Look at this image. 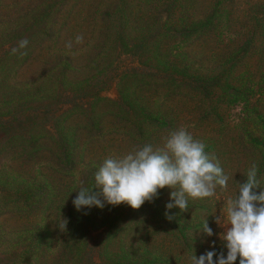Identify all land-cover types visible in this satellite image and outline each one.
<instances>
[{
  "label": "trees",
  "instance_id": "obj_1",
  "mask_svg": "<svg viewBox=\"0 0 264 264\" xmlns=\"http://www.w3.org/2000/svg\"><path fill=\"white\" fill-rule=\"evenodd\" d=\"M102 1L104 0H93L90 4L93 7L92 13L83 17L86 0H49V2L43 0L40 4H36L34 0H27L24 4L15 0L9 5L6 0H0V29L4 30L0 34V128L4 127L8 133L4 140H0V153H7L6 157L9 160V164L3 165V169L7 171V178L2 179L3 177L0 176V216L17 215L23 220L22 224L15 228H8L0 221V242L2 244L12 242L11 249L5 251L3 247L0 249L1 254L8 258L6 264H42L39 261L40 256H44L45 251L51 248L54 254L59 252L61 255L60 263L57 264L63 262V264H107L106 260H109L110 264H164L163 254L158 251L151 252L147 244L137 241L135 237L138 234L145 232V236H148L151 227L153 229L159 226L165 228L163 231L176 240L182 239L183 242L190 240L189 230L194 225V221L190 217L186 218L185 211L181 212L179 208L174 207L173 211L168 213L174 217L171 221L166 219V216L161 218L147 211L153 219L149 217L147 220L144 217L141 220L146 224L141 227L131 224L124 231L123 236L120 235V230L113 232L109 227H102L97 229L101 231L94 235V238L90 237L89 240L82 241V237H85L86 232L92 228L89 223L93 222V214L99 212L101 208L83 207L78 211L72 203L81 187L94 186L96 171L92 178H86L81 184L76 182L75 170L79 161H82L86 144L82 148L80 141L78 143V131L82 129L76 130L69 123L63 126V134L68 144L65 145L61 153L62 160L60 159L58 163L63 162L65 168L69 169L72 175L71 181L65 178L66 183L58 176L52 178L47 174L39 177L37 174L32 175L31 170H26V176L12 169L11 164L15 158L11 154V143L21 145L25 153L21 157L23 161H34L35 164L37 154L43 150V144L39 140L43 137V133L48 131L46 126L53 129L61 117L63 121L69 119L70 115L59 113L61 107L69 101L72 106H77L80 104L79 98L88 94L87 89L76 84L73 85L75 89L72 87L70 98L64 94L66 87H61L64 90H55L50 85L51 83L66 85L71 82L69 72L73 68L74 55L66 47V43L70 36L81 35V27L87 31H95L98 45L105 48L107 46L104 39L110 37L109 30L117 27L118 40L124 46L130 45V48H126L123 52H132V46L139 47L140 55L146 57L150 68L157 71L159 69L174 71L182 78L190 77L191 79L186 80L193 84V88L191 86L184 90L180 88L178 94L183 97L192 95L199 98V103L208 105L206 113L214 115L216 119L220 118V111L223 109L220 107L224 106L226 109L234 104H241L243 124L238 131V149L244 157V167L238 182H244L248 169L254 163L258 169V179L264 187V74H261L263 77L260 80L254 81L253 75L248 70L236 73L233 69L234 65L231 64L230 68H221L219 70L221 73L216 76L200 74L194 77L189 75L186 65L172 61V58L177 59V53L182 50L184 41L191 38L194 32L201 31V34L206 35L211 29L215 30L218 27V22L214 21L216 17L205 23L194 20V12L190 10L196 0H169L164 4L163 10L158 9L157 13H150L149 18L142 20L137 28L141 34L130 38L131 0H107L104 9L101 8ZM262 9L264 10V4ZM162 12H165L166 16L161 14ZM77 17H80V22ZM22 38H27L29 41L27 47L22 49L27 55L11 54V48ZM135 38L139 40L134 41ZM51 50L54 52L53 56ZM42 51L50 53L52 57L43 66L39 77L26 83L22 93L14 91L11 97L4 93L2 78L9 81L15 66L21 67L28 59L29 64ZM45 78L50 84L45 82ZM170 85H175V81L173 80ZM173 91H169L166 97L176 96ZM135 97L140 95L133 91V99ZM254 97L255 101L252 102ZM156 104L157 109L151 112L147 111L144 104L134 106L135 113L132 116L142 127L133 126L132 132L139 133L140 141H151L159 132L168 131L174 123L173 109L169 108L165 99L160 100L158 96ZM128 107L130 108L126 110L127 113L133 109V106L128 105ZM12 109L13 112L22 114L16 127L6 122ZM36 128L39 135L34 136L31 132ZM30 141H35L33 147H30ZM205 146V152L210 154L213 145ZM89 169L98 170L95 164ZM57 172L60 173L61 169ZM92 191L99 190L93 188ZM259 191L260 188H257L256 192ZM144 204L146 205V201ZM123 209L124 207L119 208L120 211ZM58 215L67 220L66 231L62 232L57 227ZM156 217L159 222H156ZM148 221H150L149 225H147ZM115 240H120L121 251L117 254L111 252L110 248Z\"/></svg>",
  "mask_w": 264,
  "mask_h": 264
},
{
  "label": "rangeland",
  "instance_id": "obj_2",
  "mask_svg": "<svg viewBox=\"0 0 264 264\" xmlns=\"http://www.w3.org/2000/svg\"><path fill=\"white\" fill-rule=\"evenodd\" d=\"M13 1L15 0H6L8 5L13 4ZM17 1H20L21 4L27 2V0ZM42 1L34 0L36 4H40ZM44 1L49 2V0ZM106 1H102V9L106 7ZM168 1L131 0L132 31L130 38L133 35L141 34L137 28L141 25L142 20L149 18L150 13H157L158 9L163 10L164 4ZM92 2L93 0H86L83 17L92 13L93 7L90 5ZM263 4L264 0H196L190 10V12H194L193 19L205 23L216 17L214 21L218 22V27L215 30L211 29L206 35L201 34V31L194 32L191 38L184 41L182 50L177 53V59L172 58V61L186 65L189 75L194 77L200 74L216 76L221 73L219 71L221 68H230L233 64L236 73L248 70L253 75L254 81L260 80L263 77L261 74H264ZM220 12L222 13L218 16ZM161 14L166 16L165 12ZM77 19L79 22L81 21L80 17ZM80 31L83 36L82 42H76V34L70 36L67 42H71V47L68 49L74 55L73 68L69 72L71 82L66 85L50 84L46 78L45 82L55 90H64L61 87H66L64 94L70 98L72 97V87L75 89L76 84L87 89L88 94L86 97L82 95V98H79L80 104L77 106H72L69 101L61 107L59 113L70 115L69 119L63 121L61 117L53 129L46 126L48 131H45L39 140L43 144V150L37 154L35 164L34 161H23L21 157L25 153L21 145L11 143V154L15 158V161L10 163L12 169L24 175H26V170H31L32 175L37 174L39 177L47 174L52 178L58 176L61 180H65V178L70 180L72 175L68 171L69 169L65 168L63 162L58 163L65 145L68 144L63 134L65 123L71 124L76 130L82 129V131H78V143L80 141L82 148L86 144L82 161H79L75 170V180L78 184H81L86 178H92L94 171H97V169H89L92 164L98 168L106 157L121 156L144 144L151 143L154 147L160 146L163 143V137L167 136L169 131L185 126L195 139L202 141L205 145H213L210 154L215 155L224 173L229 176L228 187L224 190L217 187L216 195L212 197L188 199L190 206L185 211V216L194 221V225L189 230L190 240L185 242L182 239L176 240L163 231L165 228L159 226L153 229L151 227L148 236L142 232L135 239L140 243L147 244V248L151 252H161L165 257L164 264H189V258L193 252L197 257L206 251L213 250L217 254L223 252L226 255L227 249L224 248L218 235L224 229L217 225L215 218L220 215V212L222 215L224 214V202L237 190L236 187L244 167V157L238 149V131L243 124L241 104H234L226 109L224 106L220 107L223 109L220 111V118L216 119L214 115L206 113L208 105L199 103V98L192 95L183 97L178 94L180 88L182 90L190 86L193 88V84L186 80L191 79L190 77L182 78L174 71H164V69L157 71L150 68L146 57L140 55L139 47L132 46V52H123L126 48H130V45L124 46L118 40L117 27L110 29L108 32L110 37L104 39L106 48L98 45L95 31H87L84 27H81ZM3 32L4 30L1 28L0 34ZM138 40L139 38L134 39V41ZM52 56L50 53L42 51L29 64L28 59L21 67L15 66V71L10 74L9 81L2 78L4 93H7L9 97L14 91L22 93L26 83L39 77L43 66ZM132 73L134 74L132 75ZM173 80L175 85H170ZM133 91L138 92L140 97L133 99ZM169 91H173L176 96L166 97ZM158 96L160 100L164 101L165 99V103L173 109L174 123L168 131L159 132L151 141H140L139 133L132 132L133 126L138 125L137 119L132 116L135 113L134 106H143L144 104L148 112L156 110ZM254 101L255 97L252 98V102ZM128 105L133 106V109L127 113L126 110L130 108ZM10 113L6 122H10V125L16 127L22 114L17 111L13 112V109ZM126 117L128 120L125 121ZM138 127L141 128L142 125L139 123ZM7 134L4 127L0 128V140H4ZM31 134L39 135L38 128L34 129ZM34 144L35 141L29 143L30 147H33ZM6 156L7 153H0V176L3 177L2 179L7 178V171L3 169L4 163L9 164ZM58 169H61L60 173L57 172ZM170 191L171 189L168 187L160 189L157 197L150 202L146 201V205L143 204L139 209H133L126 203L118 205L105 203L99 212L93 214V222L89 223L93 229L90 228L81 240L94 238V235L101 231L97 229L102 227H109L113 232L120 230V235L123 236L124 231L131 224L132 226L138 225V227L146 224L142 223L141 219L146 217L149 220L151 217L148 214L149 211L164 218L166 211L168 213L173 211V208L166 209L165 207L169 202ZM118 206H120L119 208L124 207V209L120 211ZM158 217H156V222H159ZM205 219L213 230L212 236H207L200 230ZM60 220L58 215L56 223L58 224ZM0 221L8 228H15L23 222L21 217L10 214L0 216ZM11 243L2 244L0 242V249L2 247L5 248L4 251L11 249ZM110 248L111 252L119 253L121 251L120 240H115ZM45 252V255L39 258L42 264L60 263L59 252L54 254L52 248ZM215 259L216 256L213 257V260ZM5 262L8 263V258H5L0 252V264H6ZM105 263L110 264L111 262L106 260ZM234 264H239V257Z\"/></svg>",
  "mask_w": 264,
  "mask_h": 264
},
{
  "label": "clouds",
  "instance_id": "obj_3",
  "mask_svg": "<svg viewBox=\"0 0 264 264\" xmlns=\"http://www.w3.org/2000/svg\"><path fill=\"white\" fill-rule=\"evenodd\" d=\"M82 41L83 36L78 35L76 42ZM28 43L27 38L20 39L11 48V54L27 55L22 49ZM66 47H71V42ZM205 147L185 126H180L169 131L160 146L148 143L121 156L110 155L94 173V186L81 187L72 203L78 211L83 207L103 208L105 203H126L139 209L145 201L157 197L160 189L168 187L171 191L166 209L186 211L189 198L212 197L217 187L222 190L228 187L229 176L215 155L205 152ZM257 173L253 163L244 182H238L237 190L224 202V214L220 212L215 218L224 229L218 235L227 254L213 250L197 257L193 252L189 264H234L238 257L239 264H264V187ZM93 188L99 191H92ZM165 216L169 221L174 218L167 211ZM56 225L60 231H66L67 220L61 217ZM200 230L207 236L213 235L207 219Z\"/></svg>",
  "mask_w": 264,
  "mask_h": 264
}]
</instances>
